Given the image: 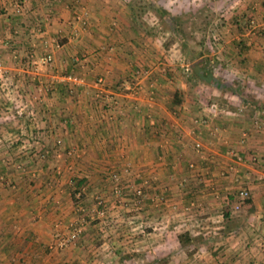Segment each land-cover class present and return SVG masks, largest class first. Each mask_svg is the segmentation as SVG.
Instances as JSON below:
<instances>
[{
	"label": "crops",
	"instance_id": "0c3cea01",
	"mask_svg": "<svg viewBox=\"0 0 264 264\" xmlns=\"http://www.w3.org/2000/svg\"><path fill=\"white\" fill-rule=\"evenodd\" d=\"M18 1L0 0V264H134L157 251L165 264H264V0H169L179 20L214 31L187 62L123 0H26L15 14ZM135 71L134 97L113 92ZM99 73L122 102L115 115L95 100ZM76 226L73 243L49 247Z\"/></svg>",
	"mask_w": 264,
	"mask_h": 264
},
{
	"label": "rangeland",
	"instance_id": "374dc122",
	"mask_svg": "<svg viewBox=\"0 0 264 264\" xmlns=\"http://www.w3.org/2000/svg\"><path fill=\"white\" fill-rule=\"evenodd\" d=\"M149 2H151L153 5H156V4L160 5L167 13H169L170 15H173V13L171 12L172 2L169 0H131V3L134 7V11L136 12V16L138 18V21H137L138 25L142 24V27L140 28V31L142 33H145L147 36H151L152 38L160 37L161 39H163L161 40L162 41L161 45L165 44L166 48L170 47L169 49L170 53H172V49L174 47L178 49L181 47L180 51L183 50V58H184L183 61L185 62L189 61L191 58L189 51L190 52L193 51L194 53L195 51H199V50L204 51V52L208 51L206 48L205 41L207 40L211 41V33L214 31L210 30V28L205 30V27L203 26L201 28L202 31L200 32V30L195 29L193 22L191 23L189 19L187 20L181 14L180 17L183 20V22L180 19L181 23L179 24L178 29L180 30L179 34H181L180 37L183 40L184 46L182 47V45L179 44L178 41L175 40V37H174L175 34H172L173 32L170 30V28H167V24L159 20L156 14L154 13V11L149 8L148 6ZM198 38L199 40H197ZM173 43H176L174 44L175 46H171V44ZM133 75H135V72ZM133 82L135 81L133 80ZM235 213L240 214L239 209H237V211L234 212L233 214ZM212 224H215V223H212ZM200 226H202V228L198 229L199 226H195L194 228H197L200 231L209 230L208 228L206 229L204 228L205 226L204 224ZM148 227H158V226L155 225L154 223H150L148 224ZM214 231H217V230H214ZM170 244H171V239H169L167 242V245L170 246ZM164 256L162 255V253L157 251V252H151L150 254H147L146 257L144 256H142V258L135 257L133 260L136 261L134 264H138V263L155 264V262H159V260L157 261V258L160 259L161 257H164ZM178 257L180 260L182 258H185V255H179ZM165 263L166 262H162L161 264H165Z\"/></svg>",
	"mask_w": 264,
	"mask_h": 264
},
{
	"label": "built area",
	"instance_id": "2783aa9c",
	"mask_svg": "<svg viewBox=\"0 0 264 264\" xmlns=\"http://www.w3.org/2000/svg\"><path fill=\"white\" fill-rule=\"evenodd\" d=\"M26 0H19L18 2L14 3L12 6V10L15 14H21L23 12L24 9V4H25ZM73 19L75 22L79 23L81 26H85L87 23V15L85 11H75L73 13ZM250 22L252 24H254V20L251 19ZM82 60H85L84 55H82ZM39 61L41 63H43L44 65H46L47 67H50L51 65V61H52V57L50 54H43L39 57ZM188 66V65H187ZM149 69H145L142 71V73L140 71H135V82L132 85H127L126 84V89L127 91L125 92L127 95H132L134 97V95L136 94V92L138 91V89L140 88V83H138L137 81L139 80L138 77V73H141L142 75H146L148 73ZM65 79L72 83V84H77V85H82L85 82V79L82 75H67L65 77ZM93 82L96 83L98 85V90L96 89V91L94 92V97H98L100 95L103 94L104 96V108H101L102 110H106L109 113L115 115V112H117L121 106H122V102L121 100L114 96V97H108L106 96V94H108L109 92H106L104 85H105V73H99L97 74L94 79ZM101 85V86H100ZM101 88H100V87ZM150 86H152L150 84ZM205 109H206V117H208L209 115H213L216 112V107L214 103H207L205 105ZM205 117V118H206ZM242 137H244V135H242ZM241 138V137H240ZM242 140V138L240 139V141ZM193 147L195 149H199L200 148V144L199 142H194ZM228 170H232L233 166L228 165ZM220 176L224 175V171H219ZM118 175L116 174H112L111 176V184H112V191L113 194L118 195L120 193V188H119V183H118ZM132 196L134 199H141L142 197H144V191L143 188L141 186H136L133 188L132 190ZM249 197V193L247 189H239L237 190L236 193V203L233 206V209H238L239 205L243 202H245V199H247ZM158 199H161L160 197H158ZM80 227L76 226L73 230H71L68 233L65 234H56L55 236V240L54 243L51 244L49 247L50 248H62L65 247L66 245H69L71 242H73L76 238L77 235L80 233Z\"/></svg>",
	"mask_w": 264,
	"mask_h": 264
},
{
	"label": "trees",
	"instance_id": "16d2710c",
	"mask_svg": "<svg viewBox=\"0 0 264 264\" xmlns=\"http://www.w3.org/2000/svg\"><path fill=\"white\" fill-rule=\"evenodd\" d=\"M124 3L129 6L131 9L134 10V7L131 3V0H123ZM149 8L151 10L154 11V13L156 14V16L158 17L159 20L163 21L164 23L167 24V28H170V30L178 37L181 38V34H179V29L178 26L181 23L180 20L178 19V17L176 15H170L169 13H167L160 5H153L151 2H149L148 4ZM182 47L184 46L183 44H181ZM190 56L192 55L191 52L189 51ZM200 52H197L196 55H199ZM192 58V56H191ZM191 70L196 73V75H198L201 80L203 81H211L210 77L208 78L209 74H205V70L203 67V64L201 61H197L195 63L192 64V66L190 67ZM134 82L131 79H125V80H121V81H117L114 85H112V90L113 92H121V93H125L127 91L126 89V84L127 85H132ZM111 88V87H110ZM106 96L108 97H114L113 93L110 94H106ZM172 100L171 102H178L177 99H175V93L171 96ZM95 100L101 103V108H104V96L103 94L95 97ZM86 184L85 179L82 178H72L71 179V189H70V196L71 199L73 201V203H77L81 198H82V194L80 193V188L82 186H84ZM248 198L245 199V203L248 202ZM225 214V213H224ZM77 239V238H76ZM75 239V240H76ZM185 238H180V241L183 242ZM74 240V241H75ZM73 241V242H74ZM71 242V243H73ZM161 262L165 261L164 257H161L159 259ZM151 263V262H150ZM153 263V262H152Z\"/></svg>",
	"mask_w": 264,
	"mask_h": 264
},
{
	"label": "bare ground",
	"instance_id": "6f19581e",
	"mask_svg": "<svg viewBox=\"0 0 264 264\" xmlns=\"http://www.w3.org/2000/svg\"><path fill=\"white\" fill-rule=\"evenodd\" d=\"M67 246V245H66Z\"/></svg>",
	"mask_w": 264,
	"mask_h": 264
}]
</instances>
